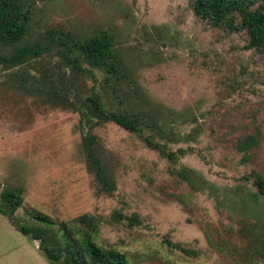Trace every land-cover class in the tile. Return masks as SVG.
Returning a JSON list of instances; mask_svg holds the SVG:
<instances>
[{
    "label": "rangeland",
    "instance_id": "374dc122",
    "mask_svg": "<svg viewBox=\"0 0 264 264\" xmlns=\"http://www.w3.org/2000/svg\"><path fill=\"white\" fill-rule=\"evenodd\" d=\"M23 7L26 35L0 43L5 57L21 45L41 47L21 65L0 63V192L20 189L15 217L42 226L25 211L57 223L89 214L96 242L133 264H264V197L253 200L248 177H264V49L247 47L244 30L209 25L187 0ZM100 30L112 35L128 79L105 80L85 62L72 69L50 34L82 40ZM92 91L106 110L140 119L139 132L102 120L89 129L109 187L95 177L82 145L88 129L66 103L78 107ZM247 136L254 143L242 153L237 143ZM37 243L0 215V264H48Z\"/></svg>",
    "mask_w": 264,
    "mask_h": 264
},
{
    "label": "trees",
    "instance_id": "16d2710c",
    "mask_svg": "<svg viewBox=\"0 0 264 264\" xmlns=\"http://www.w3.org/2000/svg\"><path fill=\"white\" fill-rule=\"evenodd\" d=\"M24 1L0 0V43H17L26 35L29 9L23 7ZM187 2L193 13L209 25L228 31L244 30L248 38L247 47L255 50L264 49V0H187ZM50 34L53 35L54 44L59 48L61 59L72 69L79 71L81 62H85L91 67L103 70L105 80L128 79L123 58L114 47L112 35L106 30L97 31L82 40L62 31L55 35L52 32ZM40 52L39 46L21 45L8 57L0 55V63L10 66L21 65L28 57L37 56ZM112 91L115 92V89ZM62 98H65L64 93ZM66 100L67 104L77 110L82 126L88 129V133L82 135V145L95 177L105 187L111 186L105 180L102 166L93 153L94 139L89 129L94 126L95 120H102L111 121L127 131L139 132L138 115L106 110L99 95L94 91L82 102L77 100L78 107L75 101ZM143 140L149 148L157 150L171 160L176 159L175 152L166 151L164 145L152 138L143 137ZM253 143V138L247 136L237 143V149L245 153ZM177 152L183 154L185 150L178 149ZM181 176L188 183H193L186 174ZM248 177L251 178L255 189L253 200L257 201L258 196L264 197V177L255 171H251ZM21 203L19 188H4L0 192V215L6 217L19 233L38 241L37 249L48 264H133L123 252L105 248L96 242L94 216L82 214L68 222L57 223L44 213L26 210L25 214L31 220L42 225L37 226L21 223L15 217L14 213L20 208ZM131 221L134 219H131L130 223ZM173 246L184 254L188 253L177 244Z\"/></svg>",
    "mask_w": 264,
    "mask_h": 264
}]
</instances>
